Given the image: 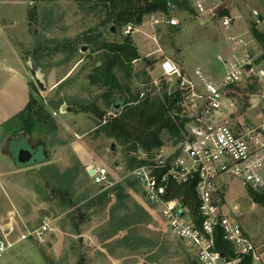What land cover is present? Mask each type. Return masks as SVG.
<instances>
[{"label":"rangeland","instance_id":"obj_1","mask_svg":"<svg viewBox=\"0 0 264 264\" xmlns=\"http://www.w3.org/2000/svg\"><path fill=\"white\" fill-rule=\"evenodd\" d=\"M187 1L190 7L171 6L168 16L145 17L143 23L148 34L163 55L142 57L132 63L133 88L151 91L156 87L154 93L160 94L166 84L167 91H173L174 79L163 77L158 67L151 71L152 65L164 57L182 68L183 75L193 82L200 84L194 75L195 68L206 82L218 84L222 80L224 69L216 58L227 51L224 30L218 20L197 15L191 7L192 0ZM224 6V13L232 17L235 34L243 35L248 41L253 39V28L264 34V0H225ZM104 14L102 6L84 0H31L27 6V29L12 32L13 40H20L24 57H30V66L44 90L39 91L29 75L34 103L15 132L0 133V150L10 152L8 143L13 137L24 136L31 145L44 143L47 160L24 169L33 173L31 170L42 164L56 167L55 172H43L44 180L38 181V188L45 193L44 201L58 203L52 210L61 215V220L40 238L34 234L7 239L12 246L0 256V264H198L187 245L169 234L157 211L150 208L138 185L128 176L132 153L96 133L102 119L75 110L76 104L97 100L104 112L103 119L117 111L106 107L101 97L105 90L91 79L93 66L102 52L91 54L87 45H82L88 47L85 52L80 51L85 36L95 35L99 29L105 31L101 27L106 19ZM171 19L175 20L174 24ZM139 30L129 36L132 44L137 45L134 46L137 52L153 51L155 44ZM103 33L110 43L124 38L120 27L115 29L113 37ZM63 41H71L77 53L71 55L69 49L51 52L54 43ZM144 60L152 65L146 67ZM255 94L254 88L244 84L231 90L220 108L223 117L227 115L226 120L232 124L258 122ZM62 106H65L63 111ZM190 116L187 110V117ZM162 139L163 148L177 146L166 135ZM88 166H105L120 189L102 195L106 190L94 185L86 171ZM50 176L53 181L49 180ZM218 183L224 209L238 220L264 264V206L252 203L248 191L237 179L226 176ZM181 196L178 199L183 200ZM43 223L49 224L39 217L35 226Z\"/></svg>","mask_w":264,"mask_h":264},{"label":"built area","instance_id":"obj_2","mask_svg":"<svg viewBox=\"0 0 264 264\" xmlns=\"http://www.w3.org/2000/svg\"><path fill=\"white\" fill-rule=\"evenodd\" d=\"M191 2L197 15L218 20L224 30L227 51L216 58L224 76L213 84L206 82L196 69L194 75L199 84L184 76L171 60L164 58L159 62L161 75L175 80L191 116L183 141L171 149L139 150L133 155L137 165L128 176L137 183L150 208L157 211L169 234L187 245L198 264H261L256 246L238 220L224 209L217 182L229 176L247 191H264V48L254 38L248 41L234 33L232 17L223 10L225 0ZM133 32L132 24L122 29L124 36ZM242 84L256 92L254 101L259 117L256 123L232 124L220 111L227 93ZM92 170L94 185L103 190L115 185L105 166ZM192 182L197 214L173 196L175 187ZM48 230L49 224L43 223L34 233L40 238ZM217 234L230 246L231 253L217 246ZM11 246L6 239H0V256Z\"/></svg>","mask_w":264,"mask_h":264},{"label":"trees","instance_id":"obj_3","mask_svg":"<svg viewBox=\"0 0 264 264\" xmlns=\"http://www.w3.org/2000/svg\"><path fill=\"white\" fill-rule=\"evenodd\" d=\"M84 1L95 3V6H102L105 13L104 18H106L101 24V27H105V31L99 29L97 34L85 36L83 42L80 43L81 47L82 45L90 46L91 54L102 52L99 60L96 61V63L100 64L97 66L95 63L93 66L91 79L94 81L93 83H97L105 90L101 97L106 103V107L112 108L115 104H119L120 108L115 111L114 115L105 119H103L104 112L99 108L97 100L76 104L75 110L91 113L100 120L102 119L98 123L96 133L112 139L123 147L126 152H131L132 155L139 150L152 152L163 148V135H166L174 144H179L184 139L186 126L189 122L182 92L177 88L168 92L166 84H163L160 94L154 93L156 87H152L151 91L133 88L132 63L141 60V57L132 44L131 38H129L130 35H125L120 42L110 43L104 39L103 32L113 37L115 34L109 31L112 26L115 29L120 27L121 31L128 24L139 26L143 23L145 17L155 14L168 16L171 6L186 9L187 6L190 7L189 2L187 0H150L145 2L140 0ZM251 35L264 48V34L253 28ZM35 48L39 50L38 46ZM35 48L31 52L32 55H35ZM68 49L71 55L77 53V47H73L71 41L54 43L51 52ZM144 62L146 67L152 65L147 60H144ZM33 103L31 97L26 110L20 116L21 119ZM136 165L137 162L132 157L130 168L132 169ZM132 182L137 185L135 181L132 180ZM194 188L195 182L175 187L173 196L179 198L183 195L184 204L194 214H197ZM119 189L120 185L115 184L108 190L103 191L102 195L106 196L110 191ZM248 194L252 203L264 206V191H248ZM215 241L217 246L224 252L231 253L230 246L222 241L220 235L217 234L215 236Z\"/></svg>","mask_w":264,"mask_h":264},{"label":"crops","instance_id":"obj_4","mask_svg":"<svg viewBox=\"0 0 264 264\" xmlns=\"http://www.w3.org/2000/svg\"><path fill=\"white\" fill-rule=\"evenodd\" d=\"M30 2L31 0H0V133L5 135L17 130L22 120L20 116L26 110L32 97L29 80L30 57H24L21 45L18 43L20 40L17 42L13 40L15 30L27 29V6ZM170 21L175 22L174 19ZM145 26V23L134 26L135 32L142 29L143 37L153 42V37L148 34ZM134 46L137 47L135 44ZM138 54L141 58L151 59L162 56L163 52L155 44L153 51L147 50L144 54ZM164 58L171 60L168 57ZM156 67L159 68V63L152 65L151 71L153 72ZM196 69L198 70V68L194 70ZM179 70L183 72L182 68ZM21 137L24 136H20L19 139ZM13 138L9 142L19 140ZM94 167L86 168L89 177V171ZM33 169H35L31 170L33 173H28L24 168H17L11 153L0 150V239L11 240L10 238L13 237L34 235V232L41 227V225L35 226L39 217L48 221L49 231L61 220V215L55 214L52 210L53 205L58 206V203L50 202L49 199L44 201L45 193L40 187L38 188V183H40L38 181L44 180L43 172L46 174L55 172L56 167L51 164H42ZM54 179L56 180V177ZM222 179L223 177L219 178L218 182ZM49 180L53 181L52 176ZM219 186L218 183V188ZM54 228L57 229V227ZM8 242L11 244L10 241Z\"/></svg>","mask_w":264,"mask_h":264},{"label":"water","instance_id":"obj_5","mask_svg":"<svg viewBox=\"0 0 264 264\" xmlns=\"http://www.w3.org/2000/svg\"><path fill=\"white\" fill-rule=\"evenodd\" d=\"M110 33L115 32V28L112 26L110 27ZM87 46H82L80 48L81 52H85L87 50ZM30 65V63H29ZM99 65V64H98ZM30 75L39 89V91H43L44 87L40 79L38 78V75L36 74V71H34L30 66ZM115 110H118L120 108L119 104H115L113 106ZM65 109V106L61 107V110L63 111ZM23 138V142H21V139ZM19 139L20 141H11L9 142V151L11 153V156L14 159L15 165L17 168L21 169L26 166L36 165L39 163H42L47 160V153L44 148V143L40 141L36 145H31L28 143L27 139L25 137H21ZM111 150H114V145H111ZM93 170L89 171V175L92 176Z\"/></svg>","mask_w":264,"mask_h":264}]
</instances>
